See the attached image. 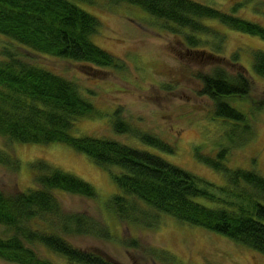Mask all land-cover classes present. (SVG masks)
I'll use <instances>...</instances> for the list:
<instances>
[{"label":"trees","instance_id":"trees-1","mask_svg":"<svg viewBox=\"0 0 264 264\" xmlns=\"http://www.w3.org/2000/svg\"><path fill=\"white\" fill-rule=\"evenodd\" d=\"M97 1L0 0V36L36 55L83 63L94 69L123 68L119 60L94 43L101 25L78 4L93 6ZM104 1L134 6L160 20L165 31L182 37L181 42L188 51L216 56L208 53L204 37L216 36L213 39L219 43L222 40L213 26L203 23L205 20L216 21L227 29L264 41V27L260 24L193 0ZM3 47L0 58L1 139L24 145L65 144L87 155L103 169H118V173L111 175L120 194L112 197L110 203L113 213L123 221L151 218L152 214L138 206L142 203L155 212V217L167 215L189 226L204 228L264 256V177L253 171L229 169L221 162L224 153L218 155L217 160L197 155L199 161L222 173L227 180L228 186L221 192L228 198L222 200L211 192L212 185L156 154L114 140L73 136L72 131L80 118L97 115L90 103L91 91L86 89L85 95L75 81ZM238 56L232 57L233 65L237 58V66H240ZM253 58L255 74L264 78V52L256 51ZM240 68L234 75L222 68L197 74L202 86L198 95L214 102L215 118L237 124V130L240 128L245 134V129L249 128L247 116L226 101L249 97L252 85L245 69ZM116 114L119 115L120 110ZM122 120L113 125L115 133L129 134L144 145L172 153V147L161 139L133 130ZM0 165L14 169L18 161L0 148ZM32 169L37 186L11 196L0 190V259L15 264H53L36 253L38 248H43L62 258L64 264H117L96 252L79 249L67 239L71 236L107 237L104 229L89 216L63 212L55 195L59 192L94 200L97 198L94 188L43 162L34 163ZM199 198L222 202L224 206L207 208L195 202ZM128 244L138 245L136 240ZM161 255L165 254L161 252ZM168 258L165 255L161 259Z\"/></svg>","mask_w":264,"mask_h":264},{"label":"rangeland","instance_id":"rangeland-1","mask_svg":"<svg viewBox=\"0 0 264 264\" xmlns=\"http://www.w3.org/2000/svg\"><path fill=\"white\" fill-rule=\"evenodd\" d=\"M193 1L264 27V0ZM78 4L101 25L94 43L119 60L123 68L94 69L83 63L36 55L0 36V58L3 46H7L31 63L75 81L85 95L86 89L91 91L90 103L97 115L80 118L73 136L114 140L156 154L212 185L211 192L222 200L228 198L221 192L228 186L227 180L222 173L199 161L197 155L217 160L224 153L221 162L229 169L253 171L264 177V78L253 70V55L259 50L264 52V41L205 20L203 23L213 26L222 40L219 43L213 39L216 36L204 37L208 53L221 58L212 57L205 52L188 51L181 36L165 31L160 20L134 6L112 5L104 0L93 6ZM235 54L239 55L238 64L247 72L252 89L247 100L226 101L247 116L249 128L245 134L239 127L237 130V124L215 118L214 102L198 95L202 86L197 74H208L215 68L230 75L241 70L237 58L236 64H232ZM117 120L126 122L133 130L156 136L172 147V153L144 145L129 134L115 133L113 125ZM0 148L18 161L14 169L0 165V190L8 196L37 186L32 169L36 162L72 174L94 188L97 196L94 200L55 193L63 212L85 214L107 234L106 238L67 237L79 249L96 252L117 264H264L263 255L230 238L167 215L155 217V212L142 203L138 206L152 214V219L121 220L110 203L112 197L120 194L111 175L119 170L103 169L65 144L24 145L0 138ZM195 202L211 209L224 206L222 202L202 198ZM132 240L137 241V247L128 244ZM161 252L168 260L161 259L165 256ZM36 253L53 264H64L62 258L43 248ZM0 264L15 263L0 259Z\"/></svg>","mask_w":264,"mask_h":264}]
</instances>
